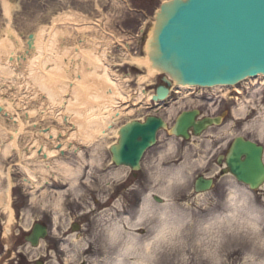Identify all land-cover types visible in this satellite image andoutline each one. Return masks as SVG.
<instances>
[{"label":"bare ground","instance_id":"bare-ground-1","mask_svg":"<svg viewBox=\"0 0 264 264\" xmlns=\"http://www.w3.org/2000/svg\"><path fill=\"white\" fill-rule=\"evenodd\" d=\"M167 1L169 0H165L163 3ZM2 5L8 22L0 30V154L8 159L13 153H19L21 151L20 141L27 139L28 142H31L26 147L24 156L28 162H31L42 172L43 182L48 181V175L51 176L52 173L57 175L58 171V173L64 174V180H68L69 187L76 190V183L83 175L84 164L80 165L79 163L78 167L74 168L71 164L61 160L59 156L70 151L83 159V154L79 151L77 144L96 145L92 159V162L96 164L98 157L95 155L100 153V142L105 141L109 136H115L117 140L107 146L111 154L110 165H115L112 162L111 147L118 144L119 130L134 120L138 121L133 118L134 120L129 119L118 126L119 120L127 116H134L139 110L151 106L152 101L158 102L170 95L169 91L164 98L154 99L157 88L155 84L161 72L152 65L148 44L149 39L153 36L156 22L153 23L145 37L143 55L132 56L128 46L123 47L127 53L120 50L121 61L129 64L130 70H134L135 66L143 72L138 77V89L133 92L129 88L130 80L124 76L121 78L117 76L114 71L117 65H113L110 59L111 51L120 36L115 34V36L109 37L104 32L100 20L62 15L53 18L51 23L37 25L35 31L24 35L14 27L12 18H10L11 13H9L10 4L3 2ZM160 8L161 6L158 11ZM129 76L131 77V75ZM166 76L171 81V87L174 86V93L177 94L178 101L183 100L184 104L193 102L190 98L199 90V87L175 84L169 74ZM243 88L256 90L255 93L250 92V102L257 97L258 99L262 98L264 76L245 80ZM206 89L222 98L228 97L232 89H235V94H241L244 91L239 88V85L232 87L220 85ZM205 91V89H201L198 97L204 95ZM259 101L262 103L261 99ZM239 102L238 107L234 110L232 123L224 125L225 122L219 119L213 122L214 125H209L201 135H193L190 139L201 137L212 128H221L222 126L235 128L242 125L249 116V101L239 100ZM257 107H260V104L254 105L252 110L255 112ZM42 120L46 122L58 121L61 130H58L57 125L56 127H43L39 124V121ZM234 138L226 142L224 154L217 156L221 159L216 161L218 164L216 174L203 175L204 179L212 181L210 189L214 188L215 182L222 177L218 174L237 178L231 173L229 166L231 161L229 164L227 161L231 147L227 148L229 145L233 147L235 140H242V147L247 151L253 150V153L259 154L262 149L251 138L245 136H235ZM261 158L264 163V150H262ZM53 161L57 162V166ZM24 171L28 176L25 179L27 185L32 186V189H41L43 182L39 181L36 174L28 168H24ZM56 175L53 174L52 179H57ZM0 176H6L9 182L7 195L0 193V208L6 206L8 213L4 229V239H8L6 233H12L16 215L10 205V173L6 174L0 169ZM201 176H198L197 179ZM83 183L88 184L89 180ZM242 183L250 187L248 183ZM263 186L264 180L259 188ZM196 188L194 184L196 194L206 192V190L197 192ZM259 188L251 189L256 192L261 190ZM35 191L33 192L36 193ZM99 191L103 193L102 189ZM57 195L62 199L59 192ZM104 199L105 202L110 200V198ZM58 218L59 212L56 213V219ZM27 229H31L29 225ZM71 243L78 245L80 242H76L74 238ZM62 245H64L63 248L67 244ZM29 250L33 252L34 248H29Z\"/></svg>","mask_w":264,"mask_h":264},{"label":"rangeland","instance_id":"rangeland-1","mask_svg":"<svg viewBox=\"0 0 264 264\" xmlns=\"http://www.w3.org/2000/svg\"><path fill=\"white\" fill-rule=\"evenodd\" d=\"M164 1L165 0H0V30L3 29L6 26V22H8V17L3 13V2L10 4L11 8H9V13H11L10 18H12L14 27L20 30L24 35L32 33L39 25L51 23L53 18L62 15H73L100 20L104 32H106L109 37L115 36V34L120 36L118 40L115 39L117 42L111 51L110 59L113 65H117L114 68L117 76L120 78L123 76L127 77L130 80L128 82L130 85L129 88L131 91L135 92L138 89L139 74L141 75L143 72L135 66H132L134 70H130V65L121 61L122 56L120 50H124L123 47L128 46L132 56L143 55L145 37L152 28L155 22V14ZM124 52L127 53L125 50ZM129 75H131V77ZM158 84H162L161 77L158 78L155 86H158ZM240 88L243 89V86L241 85ZM251 91L255 93L256 90L248 89L242 94V98L240 97V99H242V101H249V106L251 107L258 104L264 106V95L260 98L262 103H260L258 97L250 102L249 94ZM208 93L209 94L204 93V95L198 97L200 92L197 90V92L192 95V98H190L193 104H184L185 101H178L177 95L173 94L168 103L169 105L166 106L165 111L161 112L160 116L168 122L170 127L174 124L177 116L186 110H198L204 117L223 116L224 125L232 123V121H234V107L238 106V102L235 104L231 99L220 97L214 103L216 96L213 94V91H208ZM233 94L235 93L233 92ZM207 96H211L212 98L207 99ZM231 107L233 108L232 114L229 111ZM148 115H157V111H155L154 108H143L134 116L122 118L117 125L120 126L125 123V121L133 118L143 120ZM57 122L56 120L49 122L42 120L39 121V124L43 127H56L57 125L58 130H61ZM240 126L241 125L236 126L235 129H239ZM222 128L225 129L226 133L231 130V128L223 126ZM218 129L219 127L212 128L201 137L193 138L190 141L175 137L182 146L189 149L194 158L201 159L203 166L197 171L195 179L201 175L212 176L216 174L218 171L216 158L224 154L226 142L234 138L217 136L216 132ZM161 135L173 137L169 131H162L159 137ZM116 140L117 138L115 136H109L105 141L100 142V153L95 155V157H98L96 158V164L92 162L93 151L96 145L84 146L83 144H77L79 151L83 154V159L70 151H66L63 155L59 156L61 160L71 164L74 168H77L79 163L80 165L81 163L84 164L83 178L81 176L77 181L76 190L69 187L68 180H64V174L62 172L58 173V171L57 175L56 173H52L51 176L48 175V181L43 182L42 172L31 162H28V159L24 156L25 149L31 142H28L27 139H22L20 141L21 153H13L8 159H5L0 154V169L6 174L10 173V205L16 215L12 226V233L7 232L8 239H4V229L6 228L8 213L6 206L0 208V229L3 233H0V253L4 252L7 255H2V259L0 255V264H15L18 261V251L25 254L28 260H35L39 256L46 255L47 249L51 248L49 244L53 245L54 243H58L59 246L56 249L53 248L54 252L52 253V262H50V264H62V262H65L64 247L62 248L64 245L62 244H71L75 247L76 244L71 243L74 238L76 242H80L79 244H86L91 233V217L94 210L101 206V202H105L104 198H110L106 203H111L114 200L117 202L123 200L127 204V208L125 209L126 212L135 208L138 203V197L132 186L143 183L144 178L141 172H136V175L130 172L124 182L103 190V193L99 191L101 189L99 186V178L112 168L117 167L115 165H110L111 154L107 147L108 144H113ZM53 163L57 166V162L53 161ZM24 168L33 171L39 181L43 182L41 189H32V186L27 185L25 179H27L28 176ZM53 174L58 176L57 179H52ZM59 177L60 180H58ZM195 179L191 185L190 191L184 193L182 197L189 203H192L201 195L194 192ZM87 180H89V183L84 184L83 182ZM219 180L215 182L214 188ZM8 188L9 182L7 177L0 176V193H5L7 195ZM119 188L120 190H118ZM116 190H118V192H116ZM58 192L62 195V199L57 195ZM253 194L258 201H264V186L259 191H253ZM80 199L83 200L81 201ZM44 200L45 202H43ZM57 212H59L58 219H56ZM48 221L52 223L51 233H49L46 240L41 241L43 244H40L38 248L30 252L24 240L27 231L31 230L27 229V226L29 225L30 228H32L35 223H48ZM76 224L81 226V230L74 232L73 227ZM7 247L9 250H4ZM91 254L92 248L89 246L85 256ZM9 256L11 257L9 258ZM228 261L229 264H240L241 253L239 251L232 252L228 256ZM30 264H32V262Z\"/></svg>","mask_w":264,"mask_h":264},{"label":"clouds","instance_id":"clouds-1","mask_svg":"<svg viewBox=\"0 0 264 264\" xmlns=\"http://www.w3.org/2000/svg\"><path fill=\"white\" fill-rule=\"evenodd\" d=\"M248 112L239 129L221 127L216 135L246 136L264 147V106ZM202 166L174 136L158 137L136 165L144 179L132 186L135 208L126 212L123 200L101 202L86 244L64 247L65 264H229L234 251L240 264H264V201L250 187L225 176L192 203L182 198ZM131 171L112 168L99 178L100 188L124 182ZM89 246L92 254L85 256Z\"/></svg>","mask_w":264,"mask_h":264},{"label":"water","instance_id":"water-1","mask_svg":"<svg viewBox=\"0 0 264 264\" xmlns=\"http://www.w3.org/2000/svg\"><path fill=\"white\" fill-rule=\"evenodd\" d=\"M148 49L153 67L179 84L235 85L264 74V0H172L157 13ZM163 82L170 86L166 79ZM168 92L160 86L154 99L160 100ZM198 116V111L183 112L172 134L189 139V130L199 136L219 120L197 121ZM161 129H167L166 123L154 117L122 127L118 144L111 147L113 162L136 171L142 152L156 142ZM242 145V140H235L227 158L231 173L257 189L264 180L263 149L258 154ZM211 186L212 181L203 177L195 185L197 192ZM46 236V228L37 225L27 241L36 246Z\"/></svg>","mask_w":264,"mask_h":264},{"label":"flooded vegetation","instance_id":"flooded-vegetation-1","mask_svg":"<svg viewBox=\"0 0 264 264\" xmlns=\"http://www.w3.org/2000/svg\"><path fill=\"white\" fill-rule=\"evenodd\" d=\"M0 233H2L1 229H0ZM49 245H50L49 247H51V248H48L47 249V254L42 256L44 258L41 259V260H37V259L33 260L32 262H34V264H50V262H52L51 258H52V253L54 252V250H53L54 246L51 245V244H49ZM4 250L8 251L9 248H5ZM18 253H19L18 261L15 264H29L28 261H27V258L22 253H20L19 251H18ZM7 254H9V253H7ZM0 255H1V259H2V255L7 256L4 252L0 253ZM10 257L11 256H9V258Z\"/></svg>","mask_w":264,"mask_h":264}]
</instances>
